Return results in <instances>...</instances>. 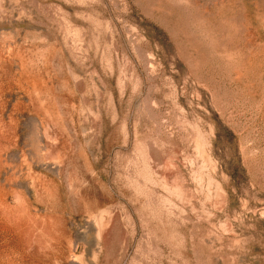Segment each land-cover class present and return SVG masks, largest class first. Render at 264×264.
Wrapping results in <instances>:
<instances>
[{"label": "rangeland", "instance_id": "obj_1", "mask_svg": "<svg viewBox=\"0 0 264 264\" xmlns=\"http://www.w3.org/2000/svg\"><path fill=\"white\" fill-rule=\"evenodd\" d=\"M0 264H264V0H0Z\"/></svg>", "mask_w": 264, "mask_h": 264}]
</instances>
